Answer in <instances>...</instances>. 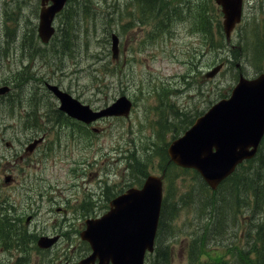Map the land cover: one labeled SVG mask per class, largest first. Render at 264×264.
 <instances>
[{"label":"rangeland","instance_id":"1","mask_svg":"<svg viewBox=\"0 0 264 264\" xmlns=\"http://www.w3.org/2000/svg\"><path fill=\"white\" fill-rule=\"evenodd\" d=\"M39 7V0H0V81L12 83L11 93L3 98L6 103H0V194L8 204L3 218L8 219L0 227L4 229L0 264H59L61 256L54 250L41 253L30 246L32 238L55 232L63 234L56 248L78 260L85 248L78 236L89 216V204H83L90 191L98 190L88 209L94 212L92 216L101 215L109 195L104 185L114 192L126 187L125 155L132 163L135 182L137 175L162 173L161 155L167 142L181 136L218 98L228 96L240 69L246 75L264 70V0H245L243 21L229 41L221 8L214 0H94L86 15L74 19L79 23L68 29L76 34L73 44L67 45L61 30L49 45L40 42L36 32ZM73 16L72 12L67 18L69 25ZM111 30L123 35L117 61L110 56ZM220 62L225 65L216 76L205 75ZM96 68L102 73L96 74ZM43 77L93 107L104 106L121 94L128 95L134 106L128 118L103 120L97 125L99 132L80 130L74 138L72 128L77 126L65 122L56 100L43 88ZM38 108H46L51 120L44 112L38 115ZM36 123L50 143L27 157L12 156L37 132ZM250 165H244L219 194L203 189L194 171H174L178 177L171 180L169 200L176 204L177 217L169 223L174 234L168 229L163 234L171 249V264H249L247 256H254L255 249L264 254L259 238L261 234L264 238V223L260 226L264 197L253 209L235 205L237 187L243 195L250 185L260 183ZM6 174L18 178L13 192L8 191L12 186L5 187ZM20 197L35 200L26 202ZM209 197L211 215L210 207L204 205ZM245 213L249 214L246 222ZM28 216L30 223H26ZM210 217L211 235L201 247L196 244L193 255L198 256L190 262V239L203 232ZM254 231L260 232L257 238ZM21 235L25 239L19 241L21 247H32L26 259L9 250ZM203 250L211 257H200Z\"/></svg>","mask_w":264,"mask_h":264},{"label":"water","instance_id":"2","mask_svg":"<svg viewBox=\"0 0 264 264\" xmlns=\"http://www.w3.org/2000/svg\"><path fill=\"white\" fill-rule=\"evenodd\" d=\"M49 0H43V3ZM41 9L39 34L48 41L54 32L55 14L66 0H51ZM225 12L224 28L230 35L241 17L242 0H217ZM116 37L114 36V50ZM219 67L209 74L213 75ZM61 97L62 108L90 120L104 114H128L131 102L119 98L101 112L90 114L88 106L56 86H50ZM7 88L0 89V92ZM264 134V73L254 79L241 77L232 96L216 103L197 119L186 133L176 139L168 151L176 163L197 168L215 188L244 158L252 157ZM162 197L161 179L149 176L143 189H130L112 202V209L100 219L89 220L82 234L93 249L79 264H145L147 249L153 250ZM96 258L99 259L95 263Z\"/></svg>","mask_w":264,"mask_h":264},{"label":"trees","instance_id":"3","mask_svg":"<svg viewBox=\"0 0 264 264\" xmlns=\"http://www.w3.org/2000/svg\"><path fill=\"white\" fill-rule=\"evenodd\" d=\"M150 1V0H149ZM91 0H71V7L69 6V8L66 10V14L67 17L64 15L62 18V28H61V33L63 36V41L65 43V45H67L69 42H71V44H73V39H71L76 33L73 32L68 33V29L71 27L72 29L77 28V23H79L78 21H74L77 20V16L79 15H86L87 14V9L89 8ZM74 14L73 18H72V22L71 25H69V27H67V18L71 17V14ZM63 15V14H62ZM66 21V28L64 30H62L64 28V23ZM163 158L164 161H167V156L164 153L163 154ZM249 163L251 164L248 168H254L253 177H257L260 180V183H257L255 185V183H253L252 185L249 186V188L247 190H243L244 192H248V194H241L238 193V191L240 192V189H238V187L235 189V205L237 204V206L243 208H246L248 205L251 209H253L254 206H258L260 204V202L262 201L261 199L264 197V143L262 145V147L259 149V152L257 154L256 157H254L251 161H249ZM254 165H256L255 167H253ZM174 169V168H173ZM245 170H247V168H245ZM239 172V170L229 179H227L224 183L223 186H225L229 181H231V179ZM232 185V184H231ZM203 189H206L207 191H209V189L203 184ZM231 186L227 187V190L230 189ZM232 189V188H231ZM243 192V193H244ZM262 192V195H261ZM218 193V192H216ZM219 194V193H218ZM241 194V196H240ZM239 196V197H238ZM252 198H251V197ZM209 200L205 201V208L210 207V215H211V197L207 198ZM261 200V201H260ZM252 204V207H251ZM174 206L176 208V204L172 203L169 199L165 202V204L163 205V211H162V215H161V222H160V228H159V235L157 238V242H156V248H155V253L152 255V263L153 264H171V249L168 245V243L164 242V237L163 234L165 231H167V229L169 230V223L170 220L172 218L173 215L176 214V209H174ZM206 225L205 228H203V232L196 234L195 238L193 240V249L192 251L194 253L196 250V244L201 245L205 244L207 241H205V239L207 237H209V235H211V217L208 221H206ZM261 226V225H260ZM8 228H10V225H8ZM13 230V229H12ZM11 230V231H12ZM263 232V231H262ZM263 234H261V236H259V238L261 239V241H263L264 244V238L262 237ZM257 238V235L255 236ZM199 247V248H200ZM198 256V255H197ZM197 256L192 255L191 254V258L194 259L195 257L197 258ZM250 258V259H249ZM247 256V260L249 264H264V254L263 252L261 253L260 250L256 251V261H253V259L251 257ZM201 264H206L204 263V261L201 262ZM211 264V262L209 263Z\"/></svg>","mask_w":264,"mask_h":264}]
</instances>
